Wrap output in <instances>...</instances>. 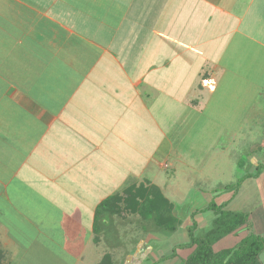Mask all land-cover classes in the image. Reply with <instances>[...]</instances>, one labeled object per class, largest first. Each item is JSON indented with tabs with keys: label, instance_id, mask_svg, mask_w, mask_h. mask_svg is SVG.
Wrapping results in <instances>:
<instances>
[{
	"label": "crops",
	"instance_id": "obj_1",
	"mask_svg": "<svg viewBox=\"0 0 264 264\" xmlns=\"http://www.w3.org/2000/svg\"><path fill=\"white\" fill-rule=\"evenodd\" d=\"M234 38L250 44L249 70L261 66L250 80L264 84V0H0V264L45 245L59 262L116 264L114 248L100 252L106 230L140 217L109 215L96 240V207L133 183L173 202L156 179L176 170L174 152L159 150L181 108L199 111L225 79ZM256 179L264 198V168ZM204 192L209 203L220 191ZM187 220L171 244L186 243ZM150 230L125 264L177 262Z\"/></svg>",
	"mask_w": 264,
	"mask_h": 264
},
{
	"label": "rangeland",
	"instance_id": "obj_2",
	"mask_svg": "<svg viewBox=\"0 0 264 264\" xmlns=\"http://www.w3.org/2000/svg\"><path fill=\"white\" fill-rule=\"evenodd\" d=\"M235 42L238 46L237 49L234 47ZM229 45L221 63L222 65L228 64L224 74L225 79H218L216 91L206 92L205 105L199 111L181 108L182 118L174 120V122H179L177 124L175 122L170 127L168 140L159 150L161 154L167 151L174 152L172 163L175 164L176 170L164 168L156 180L163 186L166 195L176 203H174L175 213L182 218L181 225L185 224L186 218L190 222L189 225H192L193 219L199 221V226L197 223V228L194 230L195 235L204 234L209 230L213 225V218L216 217L214 210H206L192 216L196 208H205L208 204L204 191L215 187L219 189L220 192L209 193H212V197L214 196L213 198L220 203L242 188V191L237 192L226 207L239 211L260 209L259 205L263 198V193L256 188H260V181L256 179V175L243 182L246 173L256 169L255 159H260L262 155L261 159L264 160V101L261 99V101L252 100L256 96L259 97L256 90L264 88V84H253L250 80L252 76L257 79L256 73L259 69L261 70V66L254 67L255 70H249L247 65L251 63L247 53L250 50L249 43L239 44V39L234 38ZM240 54L241 56L238 57ZM261 56L263 57L262 53ZM168 115L165 113V116ZM173 118L174 115L170 114L166 117V121L170 122ZM168 142L171 144H167ZM212 159L215 160L214 165H211ZM220 167L222 174L220 171H213V168ZM155 168L149 169L150 178H153L151 173ZM219 194L222 195L217 198ZM213 198H210L209 201ZM261 205L263 206V204ZM262 210L264 211V208ZM132 216L133 219L136 216L139 218L138 215ZM115 220L117 221V219ZM118 221H120L119 218ZM136 221L139 225L135 223ZM136 221L132 223L131 227L129 224H124L125 221H120L115 225L111 223L109 229L106 230L109 232L108 237L111 238V241L104 240L100 245V252L106 248H114L113 260L116 264H125L127 258L124 257L127 255L124 252L134 250L135 242L138 241L142 233L143 236H146L145 231H148L152 225L149 220L142 218ZM250 221L252 223L251 231L264 236L263 212L261 213L259 210L252 212ZM102 227L105 228L104 223ZM247 232L248 230L242 229L236 234L233 233L221 240L217 247H231ZM189 239L188 237L186 242ZM171 241L170 235H165L164 239L159 242L161 245L164 242L167 243L163 246L165 256L173 253L175 244H171ZM47 249L48 246L45 245L43 253L40 255L34 253L28 257L24 253L25 251H21L18 260L12 264L74 263L56 261ZM177 250L180 252L177 262L172 259L165 264H186L182 259L185 251ZM259 258L264 263V249Z\"/></svg>",
	"mask_w": 264,
	"mask_h": 264
},
{
	"label": "trees",
	"instance_id": "obj_3",
	"mask_svg": "<svg viewBox=\"0 0 264 264\" xmlns=\"http://www.w3.org/2000/svg\"><path fill=\"white\" fill-rule=\"evenodd\" d=\"M263 168L264 164H260L258 173ZM258 173L246 174V176H258ZM236 193L235 191L230 198L220 203L213 198L205 208H197L198 210L193 212L192 216H195L198 211H215L216 217L213 219L212 227L204 234L195 235L197 221L193 219L192 225L187 227L189 241L175 246L171 256H177V249H182L185 251L182 259L186 264H264L259 258L264 249V236L251 231V212L226 208ZM127 213L137 214L140 218L149 220L152 224L149 227L152 229L151 231L165 235L175 233L182 224V218L175 213V204L164 195L157 185L133 183L127 186L123 192H117L107 197L96 207L94 215L95 239L97 240V234L102 232V224L106 217L114 214L121 216ZM242 229H246L248 232L236 244L231 247H217L221 240Z\"/></svg>",
	"mask_w": 264,
	"mask_h": 264
}]
</instances>
